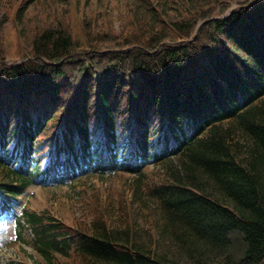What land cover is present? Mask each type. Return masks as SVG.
Segmentation results:
<instances>
[{"label":"trees","instance_id":"1","mask_svg":"<svg viewBox=\"0 0 264 264\" xmlns=\"http://www.w3.org/2000/svg\"><path fill=\"white\" fill-rule=\"evenodd\" d=\"M22 1L20 23L49 2ZM126 2L121 28L36 22L14 63L0 40V212L32 183L118 170L140 203L117 226L108 207L80 227L22 210L41 264H264V0Z\"/></svg>","mask_w":264,"mask_h":264},{"label":"rangeland","instance_id":"2","mask_svg":"<svg viewBox=\"0 0 264 264\" xmlns=\"http://www.w3.org/2000/svg\"><path fill=\"white\" fill-rule=\"evenodd\" d=\"M48 1L29 8L21 23L15 21V10L19 3L24 1H0V40L6 49V63L18 61L21 48L24 45L21 35L27 33L36 22L39 23L49 16L58 19L64 15L67 18L66 22L71 25L73 34L78 31L84 11L87 12L86 15L92 12L95 16L97 13L99 25L107 24L114 27L119 25L121 28L127 22L126 0H111L109 3L105 1L100 6H97L93 0L89 7L87 4L83 5L84 1L79 6H76L77 0H63L65 5L61 4L59 0ZM160 172L157 168L149 169L145 176L144 187H151L157 183L159 180L157 175ZM133 183L132 174L110 172L101 176L89 175L76 180H67L64 183L39 182L31 184L21 195L17 196L13 209L0 216V264H41L40 255L32 247L29 229L25 230V233L19 234L16 226L15 217L21 213L23 207H28L29 210L36 212L46 211L58 220L74 227H80L79 223L82 226V222L88 223L90 219H93L94 213L108 207L112 208L110 213L113 214L109 224L117 226L120 217L116 209L120 204L123 203L130 209L132 203L133 207L137 209L140 203L139 200H132L131 187ZM109 202L114 206H107ZM128 211L131 213L130 210ZM134 212L131 213L132 216H134ZM144 212H142L143 215ZM134 221H136L134 225L136 228H147L144 218L141 216H138ZM154 221L153 217L148 219L149 225ZM63 261L67 263L66 260Z\"/></svg>","mask_w":264,"mask_h":264}]
</instances>
